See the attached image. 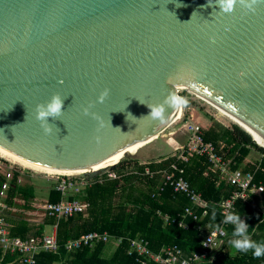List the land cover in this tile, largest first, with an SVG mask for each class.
<instances>
[{"label": "water", "instance_id": "obj_1", "mask_svg": "<svg viewBox=\"0 0 264 264\" xmlns=\"http://www.w3.org/2000/svg\"><path fill=\"white\" fill-rule=\"evenodd\" d=\"M253 8L237 3L221 13L216 0H0V148L48 167H89L170 126L180 108L166 109L163 124L140 118L148 103L179 95V86L264 135V0ZM105 88L110 94L99 103ZM55 93L64 97L63 115L48 118L53 131L45 135L35 107ZM89 104L99 120L83 114Z\"/></svg>", "mask_w": 264, "mask_h": 264}, {"label": "trees", "instance_id": "obj_2", "mask_svg": "<svg viewBox=\"0 0 264 264\" xmlns=\"http://www.w3.org/2000/svg\"><path fill=\"white\" fill-rule=\"evenodd\" d=\"M203 136L206 141H212L216 145L220 140L230 145L229 150H226L229 152L227 156L233 155L235 161L231 169L239 168L252 148H258L262 153L261 158L248 162L243 169L254 171L259 164L260 167L255 171L256 181L264 184V148L258 147L251 135L241 126H220V130L211 127L203 131ZM171 162H177L178 166L184 169L181 175L190 183L191 188L200 192L209 203L207 214L201 223L208 226V229L219 226L225 216L219 203L231 195L234 186L220 180V173L209 168L211 162L206 156L193 155L187 161L171 156L161 163L150 160L149 164H140L137 158L128 157L113 168L120 177L111 178L107 173L99 174L88 178L80 191L68 195L71 200L85 201L88 204L87 210L58 220L57 249L39 251L35 256V264H144L142 260L159 264L146 255H140L133 246L132 241L141 238L148 242V246L155 253L174 245L181 247L186 255L193 251H203L202 241L205 234L197 228V222L192 217H187L188 228L179 225L182 219L179 214L184 212L185 207L192 205L190 197L182 191H175L171 185L162 184L159 175L149 177L134 172H143L146 166L152 169H172L169 165ZM176 173L180 174L178 171ZM137 179L145 181L146 187L138 186ZM2 181L3 175L0 173V185ZM159 186H163V189H159ZM35 195L33 185L18 183L14 178L7 199L10 204H15L13 199L19 196L25 200V206L28 207ZM62 197L61 191L56 189L54 183L49 191V200L59 201ZM197 212L202 214L203 208L198 207ZM233 213L240 214L241 219L248 224L250 232L252 228L255 229L253 240L264 241V215L260 211L253 208L249 202L237 199ZM164 214L169 215V221L162 217ZM8 219L13 223L11 233L21 237H27L29 232L41 236L48 225L56 222L55 217H46L34 228L23 218ZM225 226L227 235L223 237L220 248L201 264H264V257L254 258L251 252H234L228 244L233 226ZM94 230L106 232L108 239L100 240L93 246L82 245L72 250L66 248L68 241ZM116 238H120V242L109 252ZM0 258V264H14L17 254L3 253L0 248Z\"/></svg>", "mask_w": 264, "mask_h": 264}, {"label": "built area", "instance_id": "obj_3", "mask_svg": "<svg viewBox=\"0 0 264 264\" xmlns=\"http://www.w3.org/2000/svg\"><path fill=\"white\" fill-rule=\"evenodd\" d=\"M182 91H184V89H178L180 96H182ZM180 118L181 116L179 119ZM179 119L174 120L173 123L177 122ZM183 122L184 134L187 135L186 141L175 147L174 152L168 153V155L155 161L157 163L162 162L169 159L171 156H177V158L185 161L193 155L206 156L211 162L209 168L214 172L220 173V180H225L228 184L234 186L231 195L219 203L222 212L225 215L233 213L236 200L242 199L245 202H249L253 208L264 215V184L262 182H257L255 176V171L260 167L259 164L256 165L254 171L244 170L242 167L231 169L235 161L233 155L227 156L229 152H226V150H228L226 144L218 143V145H216L212 141H206L203 136V128L200 124L193 121V119H183ZM6 160L9 159L0 155V173L3 175V181L0 185V248L3 251L17 254L14 264H35V256L39 251L57 249V234L54 230L41 236L30 235L23 238L19 235H13L10 232V224L6 219L7 212L11 207L7 199L8 190L14 178L17 179L18 183H21L23 172L20 167H17L15 164L11 163L7 165ZM144 163L149 164L150 161ZM169 165L174 170L168 167L152 169L146 166L143 172H134L149 177L160 175L164 185H171L175 191H182L190 197L192 205L185 207L184 212L179 214L182 218L179 221V225L188 228L186 218L192 217L197 222V228L205 234L202 241L204 249L199 252L194 251L188 257H184L181 248L177 245L168 246L163 248L161 252L155 253L148 246V242L141 238L139 240H133V246L140 255H146L159 264H201L209 255L214 254V252L220 248L223 243V237L227 235V229L223 222H221L219 226H214L210 229L207 228L208 226L201 223L202 218L207 214V208L209 206L208 201L202 197L200 192L191 188L190 183L181 175L184 169L180 168L177 162H171ZM175 170L180 174L177 175ZM104 173H107L111 178L120 177V174L113 169H109ZM85 182L86 177L82 178L66 175V177L59 178L55 182V187L61 191L63 197L59 201L47 200L43 205L45 214L55 217H69L78 212H85L88 207L85 201L80 199L71 200L68 198L71 192L79 191ZM198 207L203 208L202 214L197 212ZM162 217H164L166 221H169V215L164 214ZM107 239L108 234L106 232L100 233L94 230L83 234L78 239L68 241L66 248L72 250L82 245L93 246L96 242ZM142 261L144 264H151L145 260Z\"/></svg>", "mask_w": 264, "mask_h": 264}, {"label": "rangeland", "instance_id": "obj_4", "mask_svg": "<svg viewBox=\"0 0 264 264\" xmlns=\"http://www.w3.org/2000/svg\"><path fill=\"white\" fill-rule=\"evenodd\" d=\"M181 95L187 98V105L183 107V111L181 113V118L174 122L170 126H168L165 130L158 134L155 139L151 142H148L146 145L140 146L133 153H137V158L140 162L148 161V160H157L165 153L174 152V148L179 146L185 141V130L183 129V119H196L198 123L202 124L204 127H208L210 124H218L224 127H232L237 124L226 115L221 113L214 106L193 94L192 92H187L186 90L181 92ZM202 126V127H203ZM257 144V143H256ZM258 147L262 145L257 144ZM175 146V147H173ZM264 148V147H263ZM260 150L258 148L254 149L248 157L245 159L254 161L255 158L260 157ZM132 153V154H133ZM128 158L124 157L123 159ZM8 159V158H7ZM122 159V160H123ZM10 160V161H9ZM6 160V164L10 165L15 164L17 167H20L22 170V180L21 184H29L33 185L35 191L37 190V197L40 201L41 205L39 206V212H31L30 209L23 207L24 200L22 198H18V207H16L15 211H12L10 216H22L27 219H34L31 223H36V219L42 222L46 219L44 204L47 198V194L49 193L51 187L54 183L62 177H66L65 174H54V173H46L44 171H39L36 169H32L30 167L24 166L18 162L12 161L11 159ZM109 169H105L102 173L106 172ZM72 176V175H69ZM76 177L85 178L86 176L83 173L73 174ZM138 186L146 187V183L143 180L137 179ZM71 192L70 194H73ZM69 194V195H70ZM34 200V199H33ZM32 200V201H33ZM35 201V200H34ZM114 245V244H113Z\"/></svg>", "mask_w": 264, "mask_h": 264}, {"label": "clouds", "instance_id": "obj_5", "mask_svg": "<svg viewBox=\"0 0 264 264\" xmlns=\"http://www.w3.org/2000/svg\"><path fill=\"white\" fill-rule=\"evenodd\" d=\"M216 2L219 5L221 13L230 14L234 11L237 3L250 11H254L255 9L253 8V5L257 4L259 0H216ZM212 42L214 43L215 41L213 40ZM109 94L110 90L105 88L100 93L98 102L103 103ZM63 100L64 97H62L59 93H55L49 101L36 105L35 119L39 121L45 135H50L53 131L52 124H49L48 118L51 117L53 119H57L63 115ZM187 103L188 101L185 97L178 95L175 91H169L163 101L154 104L148 103L147 107L150 109V113L148 116H144L140 119L147 118L163 124L166 122V109H179L186 106ZM92 106V104H89V107H85L83 109V114L85 116L91 115L94 119L99 120V117L96 116L95 113L90 112V108ZM103 127V121L100 120L97 131ZM95 140L96 143L99 144L101 142V137L97 135ZM213 219H215V213H213ZM222 222L233 226L231 238L228 240V244L234 252L244 254L251 252L254 258L264 257V241H256L252 239L255 229L252 228L250 232L248 224L241 219L239 213H229L225 215Z\"/></svg>", "mask_w": 264, "mask_h": 264}, {"label": "bare ground", "instance_id": "obj_6", "mask_svg": "<svg viewBox=\"0 0 264 264\" xmlns=\"http://www.w3.org/2000/svg\"><path fill=\"white\" fill-rule=\"evenodd\" d=\"M179 87H181V88H188L194 94H196L198 97L202 98L203 100H205L206 102H208L209 104H211L212 106H214L221 113H223L228 118H230L231 120H233L234 122H236L238 125H240L243 129H246L253 136V138L255 139V141L258 144H260V145H262L264 147V135H262L259 131H257L250 124H248L245 121H242V119H238V117H236V115H234L230 111H227V109H224L223 107H221L217 103L211 101L210 99L204 97L203 95H200L199 93H196L195 91H193L189 87H187V86H179ZM182 111H183V109L180 108L173 115L172 119L176 116V114H178V115L175 117V119H178L181 116ZM173 121L174 120H172V122ZM155 137L152 138L151 140L139 141V142H136V143H134L132 145H129L125 149H122V150L116 152L115 154L111 155L110 157H108V158H106V159H104L102 161H99V162H97V163H95V164H93V165H91L89 167H85V168H82V169H60V168H54V167L44 166V165H41L39 163H36V162L30 161L28 159H25V158H23L21 156H18L16 154L10 153V152L2 149V148H0V155L6 157L8 159H11L12 161L18 162V163H20V164H22L24 166H27V167H30L32 169H36V170H39V171H44L46 173L73 175V174H79V173H85V172H93V171H96V170L106 169V168H108L111 165H114L116 163H119L123 159V157H125V155L132 154L140 146L146 145L148 142L153 141L155 139Z\"/></svg>", "mask_w": 264, "mask_h": 264}, {"label": "crops", "instance_id": "obj_7", "mask_svg": "<svg viewBox=\"0 0 264 264\" xmlns=\"http://www.w3.org/2000/svg\"><path fill=\"white\" fill-rule=\"evenodd\" d=\"M193 121H197L196 119H193ZM198 123V122H197ZM198 124H200V123H198ZM201 125V127L203 126L202 124H200ZM211 127H214L216 130H220V125H218V124H213L212 126L209 124L208 125V127H202L203 128V131L204 130H208L209 128H211ZM186 139H187V135L185 136V141H186ZM218 143H224V144H226V146L228 147V150H229V148H230V145L226 142V141H224V140H220V141H218ZM183 144V143H182ZM173 147H175V146H173ZM254 149H256V148H252V150H251V152L254 150ZM171 153V152H170ZM165 155H168V153H165L164 155H162L159 159H161L162 157H164ZM261 156H262V153L260 152V157H258V158H255V160H259L260 158H261ZM248 157V156H247ZM246 157V158H247ZM245 158V159H246ZM245 159H244V161H243V163L240 165V167H242V168H244V166L248 163V162H252L251 160H247V161H245ZM153 160H155V159H153ZM254 160V161H255ZM148 161H150V160H148ZM148 161H144V162H146V163H148ZM144 162H140V164H145ZM163 162V161H162ZM161 163V162H160ZM160 176V175H159ZM88 180V178H86V181ZM161 182H162V184H164L163 183V180H162V178H161ZM84 185V184H83ZM82 185V188L84 187ZM81 188V189H82ZM80 189V190H81ZM159 189H163V186H159ZM79 190V191H80ZM36 192V195H35V197L30 201V203L28 204V207H26L25 206V200H24V203H23V207H25V208H28V209H30V211L31 212H39L40 210H39V206L41 205L40 203H38V202H40V201H37L38 200V197H37V190L35 191ZM78 192V191H77ZM76 192H74V194H75ZM47 196V198H44V200H49V193L46 195ZM18 198H21V197H19V196H17V197H15L14 199H13V202L15 203V204H10L11 205V207H10V209L8 210V212H7V221H8V223L10 224V228H11V225L13 224L12 223V221H10L8 218H12V219H18V218H23V219H25V220H27L29 223H30V225L31 226H33L34 228H36L40 223H42V222H40V221H38L39 219H36V223H31L34 219H27V218H24V217H22V216H10V215H12L11 214V212L12 211H15L16 210V207H18ZM9 202V201H8ZM46 215V214H45ZM46 217H55V216H48V215H46ZM60 218H62V217H55V219H56V222L55 223H53V224H50V225H48L46 228H45V230H44V234L45 233H50V232H52V231H56V234H57V226H58V220L60 219ZM65 218V217H64ZM35 230V229H34ZM10 232H11V229H10ZM30 235H35V234H32V232H29V234H28V236H30ZM27 236V237H28ZM37 236V235H36ZM23 238H25V237H23ZM120 238H116L115 239V241H114V245H112V249L109 251V252H111L114 248H115V246L116 245H118V243L120 242V240H119ZM181 248V247H180ZM181 250H182V254H183V256L184 257H188L189 255H191L192 253H190V254H188V255H186L185 254V252H184V250L181 248ZM7 252H9V251H3V253H7ZM108 252V253H109ZM9 253H11V252H9ZM12 254H15V253H12ZM0 260H1V258H0ZM54 264H61V263H54Z\"/></svg>", "mask_w": 264, "mask_h": 264}]
</instances>
